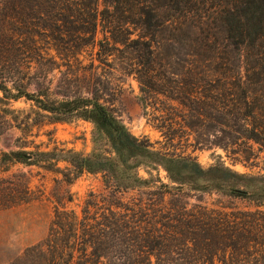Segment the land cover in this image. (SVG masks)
<instances>
[{
    "label": "trees",
    "instance_id": "1",
    "mask_svg": "<svg viewBox=\"0 0 264 264\" xmlns=\"http://www.w3.org/2000/svg\"><path fill=\"white\" fill-rule=\"evenodd\" d=\"M89 45L105 60L125 50L145 114L166 137L264 147V0H0V104L26 98L51 122L89 120L98 145L90 155L37 151L33 159L11 151L0 170L12 160L59 170L65 160L68 181L101 173L105 185L88 195L82 217L57 207L47 237L10 264H264V184L224 164L204 168L196 158L155 150L99 92L53 96L48 74L61 66L56 58ZM14 121L0 113V134ZM142 166L162 167L171 185L152 172L141 176ZM193 191L255 207L191 204ZM28 193V182L0 185V205L26 202Z\"/></svg>",
    "mask_w": 264,
    "mask_h": 264
},
{
    "label": "rangeland",
    "instance_id": "2",
    "mask_svg": "<svg viewBox=\"0 0 264 264\" xmlns=\"http://www.w3.org/2000/svg\"><path fill=\"white\" fill-rule=\"evenodd\" d=\"M102 37L99 32L98 38ZM120 47L123 48L122 45ZM97 50V45H89L71 59L56 58L61 66L48 74L54 97H63L56 95V92L86 96L99 92L101 101L112 108L134 135L148 139L155 150L170 156L196 158L204 168L224 164L236 172L252 177L251 183L264 184V147L252 141L227 149L220 146L200 147L195 144L193 136L182 137L176 134L175 138L166 137L149 120L150 116L145 114L139 99V82L134 74L127 72L125 50H114L107 60L101 59ZM42 86H47V83ZM35 88L32 85L29 90L34 91ZM5 108H10L11 111H6ZM36 109L32 101L26 98L13 100L9 105L0 104L1 114L17 120L12 127L0 134V159L5 153L16 150L27 152L29 159H33L32 154L37 151L74 150L83 155H90L95 151L98 145L94 140L95 125L91 121L75 116L65 121L51 122L47 116L37 114ZM61 156L69 155L66 153ZM6 165L9 170H0V179L4 178L0 185L17 188L28 182L29 200L17 205H0V264H10L22 256L29 246L44 240L57 207L74 210L82 217L88 195L105 192L101 173L84 172L71 182L68 181L64 174L72 166L65 160L58 162L59 170L16 160L8 161ZM149 172H152L156 180L160 178L162 182L171 185V180L162 167L155 170L142 166L139 169L140 175L145 178L151 176ZM151 189L147 188L145 191ZM136 193L137 191L132 190L124 196L131 197ZM192 195L194 197L189 199L191 204L201 198L212 207L224 203L236 204L242 208L255 207L249 200H234L219 193L193 191Z\"/></svg>",
    "mask_w": 264,
    "mask_h": 264
},
{
    "label": "water",
    "instance_id": "3",
    "mask_svg": "<svg viewBox=\"0 0 264 264\" xmlns=\"http://www.w3.org/2000/svg\"><path fill=\"white\" fill-rule=\"evenodd\" d=\"M30 156V155H29Z\"/></svg>",
    "mask_w": 264,
    "mask_h": 264
}]
</instances>
